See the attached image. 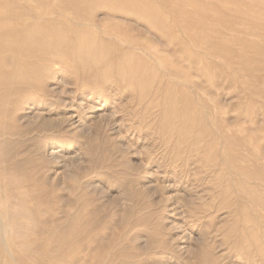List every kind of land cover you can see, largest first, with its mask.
I'll return each instance as SVG.
<instances>
[{
  "label": "rangeland",
  "instance_id": "rangeland-1",
  "mask_svg": "<svg viewBox=\"0 0 264 264\" xmlns=\"http://www.w3.org/2000/svg\"><path fill=\"white\" fill-rule=\"evenodd\" d=\"M0 208V264H264V0H0Z\"/></svg>",
  "mask_w": 264,
  "mask_h": 264
},
{
  "label": "bare ground",
  "instance_id": "bare-ground-1",
  "mask_svg": "<svg viewBox=\"0 0 264 264\" xmlns=\"http://www.w3.org/2000/svg\"><path fill=\"white\" fill-rule=\"evenodd\" d=\"M2 217H3V215H2V212H1V208H0V229L1 228H3V221H2ZM6 223V222H5ZM5 225V224H4ZM2 230V229H1ZM1 232V231H0ZM2 233V232H1ZM2 239H3V237H2ZM2 241H4V239L2 240Z\"/></svg>",
  "mask_w": 264,
  "mask_h": 264
}]
</instances>
